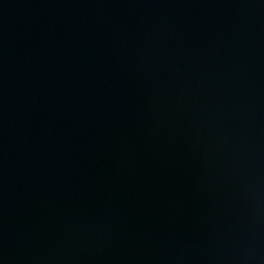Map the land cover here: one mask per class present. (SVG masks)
<instances>
[{
	"label": "water",
	"instance_id": "obj_1",
	"mask_svg": "<svg viewBox=\"0 0 264 264\" xmlns=\"http://www.w3.org/2000/svg\"><path fill=\"white\" fill-rule=\"evenodd\" d=\"M207 264H264V0H137Z\"/></svg>",
	"mask_w": 264,
	"mask_h": 264
}]
</instances>
